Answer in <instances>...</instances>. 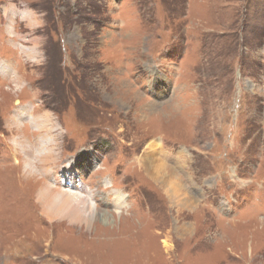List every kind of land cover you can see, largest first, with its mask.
Segmentation results:
<instances>
[{
    "label": "rangeland",
    "instance_id": "obj_1",
    "mask_svg": "<svg viewBox=\"0 0 264 264\" xmlns=\"http://www.w3.org/2000/svg\"><path fill=\"white\" fill-rule=\"evenodd\" d=\"M0 264H264V0H0Z\"/></svg>",
    "mask_w": 264,
    "mask_h": 264
},
{
    "label": "bare ground",
    "instance_id": "obj_2",
    "mask_svg": "<svg viewBox=\"0 0 264 264\" xmlns=\"http://www.w3.org/2000/svg\"><path fill=\"white\" fill-rule=\"evenodd\" d=\"M55 194H53V196H52L53 201L55 203V206L52 207L53 212H51L50 217H53L54 214H55V218H59V217H62L63 215H65V218H68L69 222L81 221L80 220L81 216H79L80 214L78 213L77 210H75V209H77L78 206L76 204L73 205V203L70 201L69 197H67V196L63 197V195H61V194H58V196H57ZM75 197L76 196H74V198ZM43 198H44V201L47 200V197L43 196ZM46 214H48V211ZM59 215H61V216H59Z\"/></svg>",
    "mask_w": 264,
    "mask_h": 264
}]
</instances>
